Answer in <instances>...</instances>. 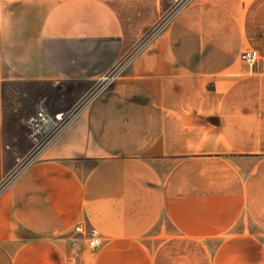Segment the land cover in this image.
Returning <instances> with one entry per match:
<instances>
[{
	"label": "crops",
	"instance_id": "obj_1",
	"mask_svg": "<svg viewBox=\"0 0 264 264\" xmlns=\"http://www.w3.org/2000/svg\"><path fill=\"white\" fill-rule=\"evenodd\" d=\"M0 1V93L25 88L0 100V264H165L217 224L264 240L263 184H231L215 219V180L188 169L189 144L212 162L218 144L235 175L264 177V0ZM166 14L153 50L108 83ZM39 106L71 120L36 149L25 125ZM79 225L99 230L97 248Z\"/></svg>",
	"mask_w": 264,
	"mask_h": 264
},
{
	"label": "rangeland",
	"instance_id": "obj_2",
	"mask_svg": "<svg viewBox=\"0 0 264 264\" xmlns=\"http://www.w3.org/2000/svg\"><path fill=\"white\" fill-rule=\"evenodd\" d=\"M178 2L179 1H176V3ZM221 2L226 3L227 0H219V3ZM3 7L4 2L0 1V17H2ZM222 8L226 7L222 6ZM170 19L171 16L169 14L160 18L155 25L151 26L141 35L140 39L135 42L131 48H128L123 53L119 62L107 73L106 78L108 83L114 81L120 73L125 71L133 58L148 55V52L154 47L151 46V42L158 36L159 32L165 28V25ZM3 87H5L3 89L7 91L4 94L8 96L4 97V94L0 93V100H3V103L7 101V107L11 105V100L18 97V93H20L22 89H25L22 88V84L7 83V85ZM27 103L28 101L19 108L20 111L15 114V116L12 114L13 118H15L16 115L17 117H25L24 111ZM0 117L3 120L2 114H0ZM11 131L18 133V130L15 128L11 129ZM2 135L0 131V136ZM3 147L5 146L0 143V153ZM209 148L210 146L189 144L188 157L195 156V158L189 159L188 169L191 174L189 177L198 180L197 183H209L208 185H210L212 183L211 181L215 180L216 219L222 217L227 212L228 203L234 199L233 194L229 192L231 184L248 183L251 185H264V177L252 176L251 178H241L235 175L233 168L226 159L227 146L215 144V162L205 161L203 158H199V156L211 155L207 153ZM213 163L215 165V176H209L208 168L212 166ZM241 195L244 196L243 194ZM239 200L243 199L240 198ZM227 228L226 225L217 224L215 226V240L199 242V245H195L194 250H189V255L183 258H165L167 259L165 260V264H172L173 261H179L180 264H250L249 262H252V264H264V240L252 241L251 239V241H244L238 238L235 239L233 235L229 238ZM140 261L145 262V260ZM148 263L152 264L151 258H148ZM92 264L94 263L92 262Z\"/></svg>",
	"mask_w": 264,
	"mask_h": 264
},
{
	"label": "built area",
	"instance_id": "obj_3",
	"mask_svg": "<svg viewBox=\"0 0 264 264\" xmlns=\"http://www.w3.org/2000/svg\"><path fill=\"white\" fill-rule=\"evenodd\" d=\"M241 57L248 63H254L258 58V52L254 49L244 50ZM71 120V116L65 112H52L44 106H39L26 119L27 133L36 149L42 148L57 136L64 126ZM76 232L86 234L89 247L97 248L101 244L99 230L95 227L84 231L81 225L75 228ZM77 240L72 241L75 246Z\"/></svg>",
	"mask_w": 264,
	"mask_h": 264
}]
</instances>
